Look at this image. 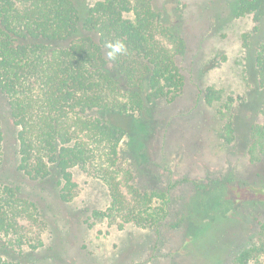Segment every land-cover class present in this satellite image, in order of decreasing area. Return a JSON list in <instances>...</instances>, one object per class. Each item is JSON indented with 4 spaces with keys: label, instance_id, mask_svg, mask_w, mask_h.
<instances>
[{
    "label": "rangeland",
    "instance_id": "rangeland-1",
    "mask_svg": "<svg viewBox=\"0 0 264 264\" xmlns=\"http://www.w3.org/2000/svg\"><path fill=\"white\" fill-rule=\"evenodd\" d=\"M153 2L184 39L185 52L175 57L182 89L173 100L147 103L139 130L130 117L109 119L131 136L120 155L131 168L130 182L166 194L164 218L155 226L121 228L119 219L94 218L109 206L108 189L79 168L72 169L77 189L68 201L52 179L29 180L17 170L18 128L0 94V185L19 187L39 209L38 224L27 223L21 237L0 235V264H233L255 241L264 201L236 200L240 189L264 192V158L251 134L264 123V90L252 67L263 34L254 32L251 16H236L235 0Z\"/></svg>",
    "mask_w": 264,
    "mask_h": 264
},
{
    "label": "trees",
    "instance_id": "trees-1",
    "mask_svg": "<svg viewBox=\"0 0 264 264\" xmlns=\"http://www.w3.org/2000/svg\"><path fill=\"white\" fill-rule=\"evenodd\" d=\"M153 1L98 0L88 6L84 0H0V94L18 128L17 170L34 182L52 179L63 201L77 189L73 168L93 175L106 185L110 203L92 216L119 219L120 228L129 222L155 226L165 214L164 192H144L130 182L131 168L120 163L127 134L109 119L130 117L139 130L147 103L173 100L182 89L175 57L186 45ZM234 13L251 16L254 32L263 34L254 43L252 67L255 85L264 90V0H235ZM117 41L127 51L110 60L105 45ZM251 134L264 158V123ZM3 144L0 120V167ZM20 193L19 187L0 185V235L20 236L27 223L38 224L37 203ZM159 199L163 206L155 209ZM253 199L264 201V192L240 189L236 203ZM233 264H264V221Z\"/></svg>",
    "mask_w": 264,
    "mask_h": 264
},
{
    "label": "clouds",
    "instance_id": "clouds-1",
    "mask_svg": "<svg viewBox=\"0 0 264 264\" xmlns=\"http://www.w3.org/2000/svg\"><path fill=\"white\" fill-rule=\"evenodd\" d=\"M105 47L108 49L107 56L110 60H114L117 55L124 54L127 51L124 43L120 41L106 43Z\"/></svg>",
    "mask_w": 264,
    "mask_h": 264
}]
</instances>
